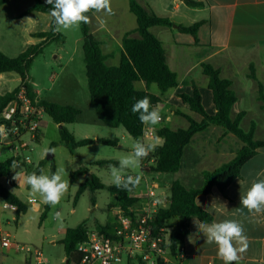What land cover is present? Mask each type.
Segmentation results:
<instances>
[{
  "label": "crops",
  "instance_id": "0c3cea01",
  "mask_svg": "<svg viewBox=\"0 0 264 264\" xmlns=\"http://www.w3.org/2000/svg\"><path fill=\"white\" fill-rule=\"evenodd\" d=\"M10 1L12 0L8 2ZM185 1L139 0L149 12L167 18L173 23L172 27L153 26L150 31L161 41L166 63L172 71L177 73L179 81L178 86L169 91L163 102L156 108L163 120L155 126H145L154 128L155 133L162 127L172 130L188 128L189 122L177 114L178 110L201 121L202 117L192 112L189 105L184 104L179 97L183 93L190 94L193 83L200 89L202 104L206 112L214 114L216 109L213 103V92L208 88L209 79L204 74L202 66L204 63H209L220 71L222 78L232 82L237 102L231 108V119L234 120L237 115L244 113L240 126L244 131H249L254 122V138L264 140V105L259 100V83L264 88V0H192L200 3L197 7H191ZM31 6L24 9L18 16L20 19H26L23 27L26 33L33 37L30 46L39 44L41 40L35 37L38 30L34 27L36 23L34 20L37 18L35 13L38 11L25 14ZM111 7L114 14L93 12L89 17L88 24L91 33L100 43L102 53L107 56V64L118 66L122 54V39L126 33L137 29V19L130 11L129 0H111ZM199 21L204 23L199 28L198 40L191 34L179 31L180 26L188 27ZM11 29L15 33L16 28L11 27ZM133 36L139 37L137 33H133ZM252 69L256 79L250 76ZM5 74L7 73L0 74V96L10 92H4L6 91V88H3L6 86ZM30 81L33 84L31 77ZM20 83L19 77L18 86ZM154 85L156 84L148 86L145 82L140 81L135 84V87L159 95V88ZM35 92L38 96L39 93ZM180 117L186 120L187 126H182L178 121ZM155 137V145H161L163 140ZM242 147L243 142L234 134L226 133L221 126L211 125L205 131L193 136L185 149L183 165L178 172H150L148 174L152 176L172 174L174 176V180L170 182L163 178L169 189L166 194L169 193L174 181H180L188 188L192 187L193 183H198L194 186L198 187L202 183L204 171L215 170L229 162ZM18 165L20 166V164ZM32 165L35 164L32 163ZM18 174L22 182L25 183L24 177L28 174L25 167L21 166ZM13 177L12 170L11 178L15 187L11 186L6 179H2L1 182L22 199L28 209L17 217L16 208L10 206L0 197V221L4 230L24 244L39 246L50 239V244L56 246L57 241L64 238L67 229L62 238L55 239L60 230H57L56 233L54 227H46L48 213L44 220H41L45 207L43 199L38 194H28L31 193V190L26 183L24 185L27 194L21 197L22 186ZM84 177L81 176V178ZM259 179H264V148L259 149L257 154L243 166L240 176L228 186L226 195H223L217 188H213L210 194L200 195L196 198L197 205L211 215L212 222L235 219L242 224L248 248L245 252L239 253L240 259L236 264H264V213L249 214L246 209L242 213L237 211V208L242 207L240 206V196L247 192L254 181ZM81 180L76 182L78 187L85 181ZM153 188L156 191L155 185H151L149 189ZM4 203H7L8 207H5ZM194 219L201 222L196 217L190 221L189 234L180 246V252L183 255L182 262L179 263L176 259L171 258L172 264H224L217 255V246L214 243L205 242L206 237L197 230ZM189 235L194 237V242H189ZM61 245L63 246V244ZM236 246L239 247V245ZM65 261L66 257H63L53 264ZM0 264H34V262L27 260L15 249L5 250L0 246Z\"/></svg>",
  "mask_w": 264,
  "mask_h": 264
},
{
  "label": "trees",
  "instance_id": "16d2710c",
  "mask_svg": "<svg viewBox=\"0 0 264 264\" xmlns=\"http://www.w3.org/2000/svg\"><path fill=\"white\" fill-rule=\"evenodd\" d=\"M9 0H0V6ZM187 5L197 7L200 3L186 0ZM52 5L44 0H34L32 7L27 9L25 14L33 11L50 14ZM130 11L136 16L137 29L128 32L122 39V54L118 66L107 64L105 56L100 48V43L91 33L88 23H81V32L83 36L84 63L86 67V77L88 83L90 105L100 122L110 128L123 127L127 134L134 139H141L144 134L145 125H143L138 116L131 111L132 105L139 99L148 97L152 108L163 102L169 91L175 89L178 84L177 73L172 71L165 60V51L161 41L150 31L153 26L172 27L173 23L163 17L149 12L141 5L139 0H129ZM93 12L88 13L90 15ZM203 21L185 27L180 26L179 31L191 34L198 40V31ZM54 20L51 22L50 32L37 33L35 37L42 41L39 44L31 45L17 57H8L0 50V74L14 72L19 75L21 83L13 91L0 96V113L11 102L16 99L21 89H25L28 97L33 101L37 94L30 82V67L34 57L42 52L44 46L51 40H61L63 36L57 34ZM137 33L139 37H134ZM203 72L208 77V88L213 92V103L215 113L208 114L202 104V96L199 87L193 83V89L190 94H180L179 97L184 104H188L190 110L202 117L201 121L193 119L190 115L181 111L177 114L184 117L189 122L186 129L179 128L172 130L168 127H162L156 131V136L163 140L161 145L155 147L146 158L141 160L142 169L145 172L158 173H176L183 165L185 149L191 142L193 136L205 131L209 126H221L226 133H232L243 142V147L237 152L236 156L227 163L212 171L202 173V183L198 187H186L180 181H174L171 184L170 191L167 194V201L164 206H160L152 225L156 233L161 229L169 230L167 243L170 257L175 259L180 253V246L184 243L189 234L190 221L193 217L201 222L211 223L212 217L196 203L197 196L208 195L213 188H217L223 195H226L228 186L237 179L243 166L256 154L261 148H264V140L254 138L255 123L251 124L249 131H244L240 123L244 113H240L233 120L231 119V108L237 102V95L232 89V82L229 79L221 77L218 69L209 63H204ZM251 78L256 79L253 72ZM143 81L148 86L156 84L160 94L154 95L146 90H139L135 87L137 82ZM259 100L264 105V88L259 83ZM37 108L42 110L52 121L59 125L61 142L69 149L70 153L75 155L80 147L88 146L94 143H100L107 146H117V139L109 138H85L77 140L74 135L65 127L66 124L78 123L81 120L83 111L80 107L74 105H62L45 99L37 100ZM151 110V109H150ZM39 123L36 131L35 142H39L42 137V127L44 122L35 119ZM2 120H0V124ZM10 130V123H7ZM55 143L50 148L55 147ZM54 159V158H53ZM51 160L50 174L56 171V164ZM144 163V161H146ZM15 161L19 164V159L12 157L0 162V197L9 205L16 208L17 217L27 211V204L15 193L10 191L2 182L6 179L11 186L15 183L11 178V163ZM50 160L43 159L39 162L33 171L39 174V170L44 168ZM116 164L113 160H100L94 164ZM152 163V164H150ZM145 164V166H144ZM150 164V165H149ZM144 166V167H143ZM32 171V172H33ZM31 173V172H30ZM81 176H87L82 182L75 195V203L85 190L91 192L105 190L113 194L120 207L128 212L131 207L137 204L138 199L131 197V192L117 188L115 185H106L101 182L99 177L92 174L87 167H80L70 174V184L76 183ZM95 206V197L92 198ZM51 205L45 204L41 220H44L49 212ZM100 235L110 236L108 227L101 224L96 225V231ZM87 221H83L74 228L67 229L61 244L64 247L66 261L63 264H81L82 253L78 251L77 246L84 242L88 237ZM158 264H166L158 261Z\"/></svg>",
  "mask_w": 264,
  "mask_h": 264
},
{
  "label": "rangeland",
  "instance_id": "374dc122",
  "mask_svg": "<svg viewBox=\"0 0 264 264\" xmlns=\"http://www.w3.org/2000/svg\"><path fill=\"white\" fill-rule=\"evenodd\" d=\"M32 4H34V0H12L0 7V50L8 57H17L30 46L33 37H30L23 27L26 19H20L18 16ZM35 15L37 18L34 20L36 22L34 27L37 28L38 33L50 32L51 22L54 18L50 14L41 12H36ZM11 27L16 28L15 33H13ZM56 33L61 34L63 38L48 42L42 52L37 54L31 63L29 74L34 84V90L39 93L37 100L45 99L62 105L80 107L83 111L81 120L78 123L65 125L77 140L85 138H109L119 141L117 146L94 143L80 147L77 149L76 154L73 155L65 144L61 142L59 125L55 124L41 110L37 119L42 120L44 125L39 142L34 141L33 134L24 133L16 141H13L12 146L11 141H9L10 143H6L7 141L2 143L3 152L0 156V162L12 157L19 159L20 166L13 170V176L19 173L21 166L25 167L26 172H32L40 160L47 158L48 154L46 155L45 150L50 148L53 143L56 144L53 161L56 164V170L60 167L66 168L68 176H65L64 179L69 181V187L60 202L50 208L45 225L47 228L54 227L55 232L60 230V233L55 238L59 239L63 237L66 229L74 228L83 221H87L89 232L96 231L97 224L108 227L109 231L114 229L115 218L121 208L115 196L105 190L91 192L87 189L83 191L75 203L74 199L78 190V183L76 185L74 183L70 184V174L80 167H87L92 174L99 177L102 183L114 185L109 165L116 164L96 165L94 163L100 160H113L118 163L116 166H119L120 158L132 153V145L138 139L132 138L123 127L110 128L103 125L90 105L81 26H74L67 30L61 29V31ZM10 75L13 76L11 77ZM5 79L6 86H3V88H6V91L4 92L13 91L19 84V75L14 72L5 74ZM154 87L157 86L154 85ZM178 121H180L182 126L188 125L186 120L181 117L178 118ZM241 128L243 129L242 126ZM155 136H146L139 140H142L146 144H155ZM146 139H150L151 141L148 142ZM23 142H28V148L21 147ZM120 146L122 147L120 148ZM32 163L35 165H32ZM45 166L43 169L50 174L51 161L47 162ZM126 171L128 175H140L142 177L138 190L131 192L133 196L148 191L151 185H155L158 193L164 191L166 193L169 189L166 183H164V179L169 182L174 180L172 174H157L156 176L148 174V172L143 171L141 161L138 166L130 167ZM86 178L87 176L84 178L79 177L78 179L84 181ZM20 184L22 186V195L20 196L23 197L27 194L25 192L26 186L21 179ZM197 184L193 183L191 186L194 187ZM93 197H95V206L92 203ZM141 204L140 201L137 202V205L140 206ZM57 211H60L62 219L54 221L52 214ZM49 240L44 241L38 247L49 257L52 264L57 263L65 257L63 246L61 245L62 239L57 241L56 246H52ZM172 262L173 260H171L169 255L167 264H172ZM59 263L63 264L62 262ZM122 264H145V262L138 256L130 259L128 262L124 260Z\"/></svg>",
  "mask_w": 264,
  "mask_h": 264
},
{
  "label": "clouds",
  "instance_id": "9594fccd",
  "mask_svg": "<svg viewBox=\"0 0 264 264\" xmlns=\"http://www.w3.org/2000/svg\"><path fill=\"white\" fill-rule=\"evenodd\" d=\"M46 3L52 5L50 15L54 18L55 31L59 32L61 29H69L74 26H79L81 23H88L90 12L100 13L106 12L112 15L113 9L111 7V0H46ZM151 109V110H150ZM134 114H139L138 118L143 125L155 126L162 117L158 110L152 108L151 101L148 97L137 100L131 108ZM9 129L0 124V137L6 136ZM155 144H146L142 140H136L132 145V153L128 156L122 157L119 160V166L109 165L112 183L120 189L132 191L141 183L142 177L140 175L132 176L127 174V169L138 166L143 158H146L150 152L155 150ZM55 148H48L45 150L46 155L49 153L55 154ZM19 165L13 161L11 169L15 170ZM68 176L66 168L60 167L54 173H47L43 168L28 173L24 177V181L30 186L32 195H39L45 204L55 206L57 205L69 187V181L64 179ZM19 181V174L13 177ZM8 207L7 203H4ZM240 208L238 212L247 210L249 214L264 213V179L254 181L246 193L240 196ZM56 220H61V213L55 212L52 214ZM196 228L206 237V243L215 244L217 246V255L224 262V264H236L240 259L239 253H243L248 248L247 237L244 234L242 224L233 220H223L220 222H198L194 219ZM189 242H194V237L189 235ZM236 245H239L237 247ZM7 246V245H5Z\"/></svg>",
  "mask_w": 264,
  "mask_h": 264
},
{
  "label": "built area",
  "instance_id": "2783aa9c",
  "mask_svg": "<svg viewBox=\"0 0 264 264\" xmlns=\"http://www.w3.org/2000/svg\"><path fill=\"white\" fill-rule=\"evenodd\" d=\"M40 111L37 108V97L33 103L25 89H21L16 99L9 102L0 113L1 124L7 127V123H10L8 134L0 137V156L3 152L2 143L11 141L12 146L13 141L24 133L33 134L35 138L39 128L35 119ZM146 136L154 137L155 129L145 126L143 137ZM28 145V142H23L21 147L28 148ZM130 196L137 198L142 204L134 205L128 212L120 208L115 218V227L109 232L110 236L100 235L95 231L89 232L87 239L77 246L78 251L82 253L81 264H122L124 260L128 262L138 256L145 264H158V261L168 263L170 253L165 245L169 230L161 229L156 233L152 225L159 207L166 204L167 194L149 189ZM0 246L5 250L15 249L23 253L26 259L34 264H52L40 247L17 241L11 233L4 230L1 221ZM175 259L179 263L182 262L181 252Z\"/></svg>",
  "mask_w": 264,
  "mask_h": 264
},
{
  "label": "water",
  "instance_id": "95a60500",
  "mask_svg": "<svg viewBox=\"0 0 264 264\" xmlns=\"http://www.w3.org/2000/svg\"><path fill=\"white\" fill-rule=\"evenodd\" d=\"M175 27H177V26H175ZM53 158H54L53 154L49 153L46 159L51 161Z\"/></svg>",
  "mask_w": 264,
  "mask_h": 264
}]
</instances>
